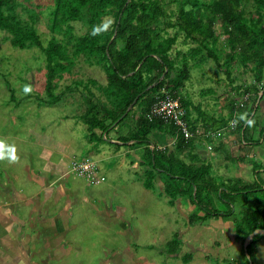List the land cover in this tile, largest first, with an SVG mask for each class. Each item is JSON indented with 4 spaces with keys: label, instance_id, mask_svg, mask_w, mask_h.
Returning a JSON list of instances; mask_svg holds the SVG:
<instances>
[{
    "label": "rangeland",
    "instance_id": "1",
    "mask_svg": "<svg viewBox=\"0 0 264 264\" xmlns=\"http://www.w3.org/2000/svg\"><path fill=\"white\" fill-rule=\"evenodd\" d=\"M30 2L39 7L37 12L41 11L36 29L43 46H46L52 37L46 28L47 8L52 1ZM173 9L175 7L171 6ZM108 20L105 18L102 23L106 26ZM70 25L73 36L79 37L85 33L80 22ZM168 33L173 35L174 30H168ZM2 39L3 35L0 34V143L14 151L9 152L8 158L0 159V204L5 202L3 198L6 201L14 199L9 208L19 219L27 222L23 226L25 244L16 231L7 236L0 234V264L13 260L25 261L20 251L23 248L31 252V261H39L38 264H243L245 259L248 260V256L245 255V259L241 256V245L234 241L230 222L221 219L204 222L202 219H192L189 224L188 219L193 215L194 208L186 199H178L174 206H170L160 192L165 179L150 181L151 189L145 186V172L149 168L139 165L138 159L140 162L144 160L146 149L153 148L147 143L157 148L158 143L152 137L154 134L145 143L133 146L125 143L134 134L130 120L134 110L117 125L103 132L105 134L102 137H88L87 127L82 123L89 106L87 102L93 106H105L106 109H111L113 102L110 94L108 97V93L101 96L97 90L98 87L106 86V76L101 68L86 64L82 58H75L71 73L64 74L62 80H56L52 92L58 96L73 81L81 85L76 90L72 88L59 101L54 102L44 88L46 68L40 51L14 49ZM192 46L190 42H183L180 35L171 56L174 57L177 52L185 54ZM188 57L190 77L183 94H187L193 105L199 106L205 116L215 119L226 117V106L230 100L241 102L248 97L243 89L241 97L233 89L238 86L245 88L254 82L249 68L232 66L229 69L233 80L231 83L222 66L224 55L220 56L219 65L208 58L202 63L198 61L199 64L195 61L196 65L192 66L191 54ZM93 80L96 86L90 84L84 89L83 85ZM258 96L260 98V94ZM248 101L247 98L245 102ZM258 102L259 109L253 123L248 126V133L253 132L257 138L260 135L264 137V131L261 134L264 128V102ZM192 115L193 118L197 117L194 111ZM234 123H237L235 119ZM111 132L116 137H112ZM118 138L121 143L117 142ZM239 145L238 138L232 148L225 149L228 152L222 153L223 160L216 156L220 161L216 163L218 166L212 167L211 173H215L214 176L223 180L243 178L254 181L255 176L251 175L253 164L257 169L264 167V139L259 144L248 145L250 151H242ZM96 149L104 152L103 156L108 157L109 165L98 161L96 155L99 152ZM127 151L138 153L139 156L135 155V159L130 154L125 155ZM89 153L92 155L89 156ZM207 153L206 144L198 146L196 153H192L197 157L198 166L203 157H212ZM59 155L63 156L60 164ZM225 155L240 160L237 163L234 160L228 161L224 159ZM248 157H252L251 162L246 161ZM85 159L97 164L99 175L105 178L102 184L90 185L69 173L74 161ZM184 163L189 164L191 161L187 158ZM30 174H38L40 181H45L46 185L48 180L55 181L54 185L61 180L60 184L69 189V196L61 198V204L58 203L56 207L45 206L39 211L36 195L41 189L28 179ZM173 182L175 189L185 192L188 182ZM15 191L20 192L21 199ZM261 193L252 195L260 196ZM212 202V207L219 211H226L230 205L215 198V195L212 196ZM234 206L237 213L238 206ZM63 207L67 209L66 214L61 211ZM31 208L36 212L32 213ZM195 209V215L202 217L197 206ZM202 210L203 213L212 211L205 206ZM55 217H59L57 225L51 224V221L45 225L44 218L56 220ZM172 240L177 242L173 248H177L175 254L169 253ZM257 251L258 259L253 264H264V238L258 242Z\"/></svg>",
    "mask_w": 264,
    "mask_h": 264
},
{
    "label": "trees",
    "instance_id": "2",
    "mask_svg": "<svg viewBox=\"0 0 264 264\" xmlns=\"http://www.w3.org/2000/svg\"><path fill=\"white\" fill-rule=\"evenodd\" d=\"M51 1L47 8L46 28L52 37L43 46L36 29L41 15V11H36L39 7L33 6L30 0H0L2 40L14 49L40 51L46 68L44 88L54 102L59 101L72 88L76 90L81 85L73 81L58 96L52 92L55 81L71 73L75 58H82L86 64L103 70L106 86L98 87L97 90L101 96L108 93V97L110 94L113 102L111 109L87 102L89 106L82 123L87 127L88 137L96 136V129L101 131L97 137H102L105 134L103 132L128 117L134 108H138L140 113L136 117V132L125 143L133 142L131 146L145 143L149 137L158 133H164L173 140L176 129L172 125L162 120L148 121L145 115L155 102L165 96L179 99L191 131L198 130L202 138L185 141L178 136L174 146L163 148L147 143L153 148L146 149V161L140 162L149 168L145 172V186L151 189L150 181L165 179L160 192L168 204L174 206L178 199H186L194 208L193 215L188 219L189 224L192 219H202L203 222L221 219L230 222L234 241L241 245V256H248V260L244 258L243 264L257 261L258 242L264 236H255L246 250L243 245L254 231L264 232V167L257 169L253 164L251 175L255 179L252 182L243 178L223 180L211 173L212 165L201 161L198 166L197 157L192 153L195 146L212 143L213 140L205 139L203 135L224 131L232 119L237 122L232 133L238 136L241 143L247 144L250 141L259 144L264 139L260 135L256 141H252L248 133V126L253 123L259 109L257 101L264 102V0ZM171 6L175 9L171 10ZM105 18L109 19L106 26L102 23ZM76 21L85 28V33L79 37L73 36L70 25ZM168 30H174L173 35ZM180 35L183 42H190L193 46L187 53L177 52L172 57V48ZM188 54L192 56V66L208 58L219 65L218 60L224 55L222 66L231 83L233 80L229 69L232 66L249 68L254 82L245 88L238 86L233 89L238 97L242 96L243 89L244 94L248 93L249 101L230 100L226 106V117L215 119L205 116L200 107L193 105L187 94H183L190 77ZM90 84L96 86L94 80L88 81L83 85L84 89ZM239 103H244L243 108H239ZM192 111L197 113L196 118L192 117ZM263 131L264 128L261 134ZM218 150H211L212 154L218 153ZM187 158L191 163H184ZM176 180L180 181L179 184L188 182L185 192L175 189L172 184ZM257 192L262 193L260 196L252 195ZM214 195L225 204H230L226 211L212 207ZM200 204L202 207H199ZM234 205L238 206L237 213ZM195 206L198 212H202V217L195 215ZM204 206L212 211L203 213ZM176 243L175 240L170 242L169 253H175L177 248H173Z\"/></svg>",
    "mask_w": 264,
    "mask_h": 264
},
{
    "label": "crops",
    "instance_id": "3",
    "mask_svg": "<svg viewBox=\"0 0 264 264\" xmlns=\"http://www.w3.org/2000/svg\"><path fill=\"white\" fill-rule=\"evenodd\" d=\"M138 111H139L138 108L134 109V113H133V115L130 118L131 125H133V127H134V132H136V129H137V127H136V117L138 116V113H137ZM227 127H228V125L225 128H227ZM232 132L233 131H230V130L224 131V133L222 132L221 134H223L224 139L223 138H222V140H217L216 139V140L212 141V143H207V142L202 143V141H201L202 144L199 145V146H203V144H206L207 146H211L212 150L219 149L218 150L219 152L216 153V154H212V151L208 150L209 153H207V154L212 155V157H209L208 159H204V157H203L201 161L204 162V163L212 165V167H213V165L218 166L216 163H219L220 160H219V157L217 158L216 156L217 155L220 156V159L223 160L222 153L226 151L225 149H227L228 147L232 148V144H236L238 142V138H236V134H233ZM95 134L97 136V135L101 134V131L96 129L95 130ZM111 134H112L111 135L112 137L115 136L112 132H111ZM152 137L155 138L156 142L158 143V147L159 148H163L165 146L166 147L170 146V144L172 142V138H168V136L166 134H164V133L154 134ZM250 137H251L252 141H256L258 139L253 132L250 133ZM117 142L121 143L119 138L117 139ZM261 142H263V140H261ZM132 144H133V142H129L127 145L129 146V145H132ZM251 144H253V143L250 142V141H248L247 144L240 142L239 146H241L242 151L247 150V149L250 151V149L248 148V145H251ZM197 147H198V145L195 146L194 154L196 153ZM96 152H99V154L96 155L98 157V161L99 162H103L104 161V162H106L107 165H109L108 157L105 158L103 156L104 152L98 151L97 149H96ZM226 152H228V151H226ZM200 153H202V152H200ZM126 154H130L135 159H136L135 155H137V157L139 156L138 153L135 154V152H130V151H127L125 153V155ZM91 155H92V153H89V156H91ZM123 155L124 154H122V156ZM59 156H60V160H59V164H60L61 158H63V156H61V155H59ZM89 156L86 157V158H89ZM215 158H217V159L215 160ZM224 159H228V161L234 160V161H236V163L238 162V160L234 159V157H230V159L227 157V158H224ZM251 159H252V157H251ZM251 159L248 157L246 161L251 162ZM138 163H139V165H141L139 159H138ZM56 164H58V163H55V165ZM59 164H58V166H59ZM55 165H54V167H55ZM37 172H39V171H37ZM28 179L33 181L34 184L38 185L40 187V189H41V190L39 189L40 191H38V193L36 195V199L38 200V205L40 207L39 211L43 210V207H45V206H47L48 208L56 207L57 204L61 202V200H60L61 198L63 199L65 197L69 196L70 191H69V189L67 187H65L64 185L60 184L61 180L59 182L56 181L57 183H59L57 185H54L55 181H53V180L49 181L48 180V184L46 185L45 181H43V180H42V182L40 181L41 179H40V176L38 174H36V175H31L30 174ZM47 187H49V188H47ZM15 193L18 195V198L21 199L20 192L19 191H15ZM3 199H4L5 202L0 204V234L3 235V236H7L12 231H16V234L21 236V242H23L25 244L26 239L23 238V230H24L23 226H24V224L27 221L19 219L16 215L13 214V211L9 208V207H12L11 202H13L14 199H10L8 201H6L5 198H3ZM25 205L29 206V203H26ZM30 207H32V205ZM32 208H31V212L35 213L36 210L32 209ZM57 208H54V209H57ZM61 211L62 212L65 211V214H66L67 209L64 210V207H63V208H61ZM58 218L59 217H55L56 220H54L53 218H51V219L50 218H44V222L46 223L45 225H47L48 222H50V221H51V224L57 225L58 224ZM53 220L55 222L52 223ZM26 250H28V249L23 248V250L22 249L20 250L22 252L21 256H24V260L25 261H20V260H18L17 262L14 261V260H13V262L12 261H6L5 264H38L39 261H35V262L31 261V259H30L31 252L26 251ZM33 255H36L35 252H33ZM187 257H188V259L190 258L189 256H187Z\"/></svg>",
    "mask_w": 264,
    "mask_h": 264
},
{
    "label": "built area",
    "instance_id": "4",
    "mask_svg": "<svg viewBox=\"0 0 264 264\" xmlns=\"http://www.w3.org/2000/svg\"><path fill=\"white\" fill-rule=\"evenodd\" d=\"M247 98L248 97L246 96L243 101H247ZM240 107H242V104ZM185 117L186 112L182 108L179 99H173L168 96H165V98L155 102V104L152 105L148 113L145 115V118L148 121L162 120L166 124L172 125L176 129V135L170 144L171 146L175 144L178 136L182 137L185 141L201 137V133L198 130L191 131L189 123L186 121ZM235 125L236 123H234V120L232 119L224 131H232L235 128ZM224 131L222 130L213 132L203 135V137L213 141L216 139L218 140L222 138L221 133ZM207 150H212V147L207 146ZM69 173L84 179L90 185H99L105 181V178L99 175L100 173L98 171L97 164L93 163L89 159L77 162L74 161Z\"/></svg>",
    "mask_w": 264,
    "mask_h": 264
},
{
    "label": "clouds",
    "instance_id": "5",
    "mask_svg": "<svg viewBox=\"0 0 264 264\" xmlns=\"http://www.w3.org/2000/svg\"><path fill=\"white\" fill-rule=\"evenodd\" d=\"M14 151V149H10V147L6 144L0 143V159H6L9 156V152ZM99 171V169H98ZM175 254V253H173Z\"/></svg>",
    "mask_w": 264,
    "mask_h": 264
},
{
    "label": "water",
    "instance_id": "6",
    "mask_svg": "<svg viewBox=\"0 0 264 264\" xmlns=\"http://www.w3.org/2000/svg\"><path fill=\"white\" fill-rule=\"evenodd\" d=\"M261 234H264V232H262V231H254L250 236H248V238L245 240V242H244V245H243V248H244V250H246V247H247V245L249 244V242L255 237V236H257V235H261Z\"/></svg>",
    "mask_w": 264,
    "mask_h": 264
}]
</instances>
